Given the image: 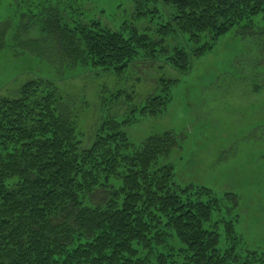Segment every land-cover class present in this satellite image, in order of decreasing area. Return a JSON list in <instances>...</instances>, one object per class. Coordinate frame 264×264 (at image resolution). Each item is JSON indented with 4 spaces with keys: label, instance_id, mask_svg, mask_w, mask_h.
Masks as SVG:
<instances>
[{
    "label": "trees",
    "instance_id": "1",
    "mask_svg": "<svg viewBox=\"0 0 264 264\" xmlns=\"http://www.w3.org/2000/svg\"><path fill=\"white\" fill-rule=\"evenodd\" d=\"M134 4L139 20L161 19L154 34L95 19L72 17L69 27L60 19L44 22L60 63L120 74L138 57L160 53L186 73L229 32L264 34L253 19L264 12V0ZM164 7L173 11L165 9L162 20ZM20 47L42 52L38 41ZM175 84L164 80L165 95L148 99L140 115L161 114ZM43 90L30 80L0 98V264H264L262 252L237 251L236 194L182 188L172 165L156 166L178 145L174 133L150 136L136 148L115 120H95L85 144L65 102ZM223 206L230 216L214 219ZM219 222L228 239L223 250Z\"/></svg>",
    "mask_w": 264,
    "mask_h": 264
},
{
    "label": "rangeland",
    "instance_id": "2",
    "mask_svg": "<svg viewBox=\"0 0 264 264\" xmlns=\"http://www.w3.org/2000/svg\"><path fill=\"white\" fill-rule=\"evenodd\" d=\"M165 9L173 11L161 8L162 20ZM135 14L134 0H0V28H5L0 98L30 80L42 82L44 93H53L68 106L77 137L85 144L93 124L103 120H115L136 148L150 136L174 133L178 145L156 166L172 165L174 181L182 188L205 186L216 196L236 194L231 215H238L237 251L264 253V34L231 31L209 53L194 59L186 73L172 68L159 53L152 60L140 56L117 74L60 63L44 25L60 19L69 27L74 17L85 23L100 20L111 29L132 24L154 34L161 19L139 20ZM253 19L255 31L263 32L264 12ZM26 41H38L42 52L22 50ZM164 80L176 82L168 106L154 117H142L148 99L165 95ZM112 182L119 187L118 181ZM217 216L230 215L223 206L221 214L214 212ZM223 227L219 222L222 250L228 246Z\"/></svg>",
    "mask_w": 264,
    "mask_h": 264
}]
</instances>
